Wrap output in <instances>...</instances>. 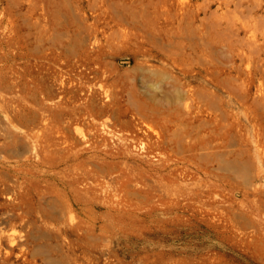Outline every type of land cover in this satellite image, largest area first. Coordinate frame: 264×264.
Returning <instances> with one entry per match:
<instances>
[{"label": "rangeland", "instance_id": "rangeland-1", "mask_svg": "<svg viewBox=\"0 0 264 264\" xmlns=\"http://www.w3.org/2000/svg\"><path fill=\"white\" fill-rule=\"evenodd\" d=\"M14 72L51 145L0 110V264H264V0H0Z\"/></svg>", "mask_w": 264, "mask_h": 264}, {"label": "bare ground", "instance_id": "bare-ground-1", "mask_svg": "<svg viewBox=\"0 0 264 264\" xmlns=\"http://www.w3.org/2000/svg\"><path fill=\"white\" fill-rule=\"evenodd\" d=\"M12 74L14 75L13 78H16L15 76H18V74H15V72ZM33 88L34 87L30 85L26 79H23V77L19 79L16 78L15 81L12 80L11 83L0 81V110L6 112L4 114L9 121L16 119L17 121L23 123L24 126H26V129H24L23 131L24 135L28 139L32 140V142L34 141V143L36 144V148L41 145V140L46 141L47 146H50V135H47L48 133H44L46 127L42 122L43 118L39 112L44 113L45 111L49 110V112H51L53 110L46 104V101L48 100L47 97L42 95L36 88ZM55 112L56 111H54V113ZM22 114H24L25 116ZM34 128H41L39 129L41 134ZM12 134L15 135L13 131ZM244 134L245 133H242L240 137L241 142H243V144L245 145V150L248 153L251 152L255 162L254 173L250 178L252 187L249 194H251L252 196V201H254V203H256V206H258L257 209L260 212H264V199L262 198L264 192V134L259 133L255 130L252 132V135L249 133L246 135ZM177 141L179 140L177 139ZM250 143L253 144V149L251 148ZM17 169L18 168H15L16 171ZM84 190L87 191V189ZM202 192L205 193L206 196H211L213 193L208 187ZM58 194L63 196L65 206L68 209H72L73 204L78 203L82 205L85 202V197H83V195H81L76 190L67 192L65 190L60 191L58 188ZM78 223H81V220H78Z\"/></svg>", "mask_w": 264, "mask_h": 264}]
</instances>
